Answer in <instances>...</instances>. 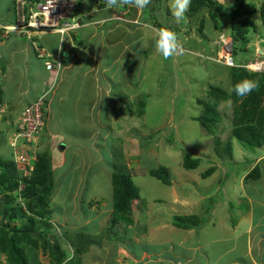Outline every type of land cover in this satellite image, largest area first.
Here are the masks:
<instances>
[{
  "label": "crops",
  "instance_id": "1",
  "mask_svg": "<svg viewBox=\"0 0 264 264\" xmlns=\"http://www.w3.org/2000/svg\"><path fill=\"white\" fill-rule=\"evenodd\" d=\"M13 1L0 0V23L13 21ZM79 1L88 3V7L79 5L76 12V17L81 23L79 29L69 32L63 37L58 34H50L34 39L38 46L46 47L49 52L60 51L61 69L56 80L55 92L44 107L45 126L46 120L51 116L52 107H55L51 105L53 97L56 99L57 107H61L64 97L72 95L73 102H81L88 112L96 109L98 112L103 111L108 114L113 109L109 105V101L106 107L99 106L101 101H106L110 96L109 89L104 85L121 84L119 73L115 75L113 72L110 76V70L116 66H118V70H122L120 66L124 65L125 44L132 40L129 44L135 50L139 47V40L143 38L142 36L138 37L135 30H145V28L136 27V24L129 22L126 17L127 13L136 12L137 8L127 5L108 8L105 0ZM159 1L154 0L155 3H159ZM91 2L94 5L92 8L90 7ZM212 2L217 6L225 7L224 0H212ZM166 3L169 5V0H166ZM246 3L254 9L251 20L256 26L254 32L256 35L253 36H257L259 32L264 35V0H247ZM187 13L185 15L190 17ZM137 16L134 19H137ZM130 20H133L132 17ZM143 22L147 23V21ZM156 26L159 30L172 27V25L166 26L158 23ZM130 29L132 31H129ZM252 42L251 39L246 46L248 56H252L251 52L255 51L254 46H256V50L261 49V46L264 49L263 41V44L254 45ZM190 43L191 41L181 44L186 46ZM260 51L263 52V50ZM33 57L37 59L35 65L39 70H43L46 76L50 77V71L44 68L43 60L38 56L34 44L15 35H11L5 42H0V90L2 92L0 108L4 109V113L0 115V143L3 140L8 149L7 137L13 130L16 119L23 108L40 95L44 87L43 74L37 90L30 95L29 88L33 73L29 67ZM238 57L241 63L248 58L246 55ZM262 57H264V52ZM15 64L18 65L17 68L14 67ZM80 71H83L86 76L87 73L93 75L95 79L77 80L72 78L76 77ZM15 79L16 82H14ZM103 81L108 84L104 83L103 85ZM90 83L92 85L89 86ZM11 87L16 88L15 92L18 96L16 100V95L12 98L5 97ZM87 91L94 97L91 104L86 98ZM119 100L113 101L115 102L114 107L118 106L119 108L124 102ZM64 111L65 109H62L59 114ZM85 125L81 127L86 128ZM44 131L38 145L39 152H41L40 148L44 142H42ZM80 131L82 129H79ZM86 132L89 135H83V137L93 143L91 138L95 131ZM51 136L56 137L57 134ZM235 141L237 143L231 145V157L218 155L213 167L208 169H212L211 174L216 171V175L212 174L215 186L212 193L204 194L205 186L199 194L193 195L184 191V188L181 189L178 184L167 185L166 199L160 198L150 203V212L146 215L152 216V222L149 228L142 232H139L140 219L138 226L134 225L135 221L132 217V224L126 226L123 224L110 231L113 212L112 199L107 204L103 199L104 196L99 197L95 193L86 195L83 189L75 186L80 185L83 181L80 180V177L76 181H70V178L73 179V175H68L67 178L72 188L68 182L65 188L66 183L63 185L61 180L63 173L60 174L58 170L61 167L64 169L65 166H70L69 161L72 154L68 157L67 152L76 150V156L84 160L88 150H77L64 143L65 145L62 144L59 148V157L62 158V162L54 165L51 161L54 177V188L50 197L52 220L60 227L62 234L67 233L72 237L75 233L83 232L92 236L94 242L87 251L81 254L80 264H264V144L236 153L237 146L241 144L237 140ZM46 144L47 148L53 146L49 139ZM122 158L124 159V156ZM103 160V157L98 160L88 159L81 165H96ZM219 162H223V164L221 163L220 166ZM228 165H231L232 168L230 169ZM127 169L131 171L132 168L127 167ZM223 169L225 171L221 172ZM227 170L229 171L227 172ZM82 174L85 175V171H82ZM135 174L137 173L134 172ZM111 175L112 172L109 173V184L112 190ZM210 175H208V180L211 179ZM171 178L174 181L173 176ZM56 179L58 180L57 187H55ZM203 179L207 178L202 177L201 184ZM217 188L224 193L217 197L213 204H210L211 196L214 195ZM224 197H227L226 201H223ZM232 202H234V207L231 206ZM137 203L142 204L141 201ZM235 203H238L239 206H235ZM91 206H95L97 209L91 208ZM177 217L188 219L186 228L178 227L174 223V218ZM126 228H136V231L125 236ZM164 233L167 235L161 236ZM71 252L74 254V249ZM38 260L44 264L39 256Z\"/></svg>",
  "mask_w": 264,
  "mask_h": 264
},
{
  "label": "rangeland",
  "instance_id": "2",
  "mask_svg": "<svg viewBox=\"0 0 264 264\" xmlns=\"http://www.w3.org/2000/svg\"><path fill=\"white\" fill-rule=\"evenodd\" d=\"M79 3L88 7V3L81 1ZM165 3L166 0H160L159 3L151 0V3L144 9H137L136 12L131 11V13H127V16L124 14L129 22L136 24L135 26L138 28H145V30H135L138 37H143L139 40L137 49L133 50V47H131L132 40L131 42L129 41L130 44H125L124 65L120 66L122 70H118V66L110 70V76L113 72L115 75L119 73L121 84L105 86L104 83L106 82L103 81L104 87L109 89L110 96L106 101L103 98L104 101H101L99 106L106 107L109 101V105L113 109L108 114L103 113V111L98 112L96 109L88 112V110L84 109L85 106L81 102H73L72 95L64 97L61 107H57L56 99L53 97L51 105L55 107H52L51 116L46 120L42 137V142H44L42 143V148H40L41 152L47 151L49 153L54 165L62 162V158L59 157V148L62 144L65 145L64 143L77 150H88L85 153L86 158L84 160L76 156V150L68 151L66 154L68 157L72 154V158L69 161L70 166H65L64 169L61 167L58 172L60 174L63 173L61 180L63 185L66 183L65 188L67 187V182L70 184L67 178L68 175H73V179L71 180L70 178V181H76L80 177V180L83 181L80 185L75 186L83 189L86 195L95 193L99 197L104 196L105 198L103 199L107 204L112 199L109 173H113L114 170H122V173H124V166L132 168L128 172L138 188L142 204L135 203L132 205L131 217L135 221L134 225H138L140 219L139 232L148 229L152 222V216L146 215L150 212V203L160 198L165 200L168 192L167 185L162 184L148 174L150 170L158 167L167 168L169 181L171 180L168 185L172 183L178 184L181 189L184 188V191L186 190L193 195L199 194L204 186L206 188L203 191L204 194L214 191L215 186L213 185L212 174L216 175V171L212 174L210 173L211 175L208 174L210 175V180H208L209 176L206 175L207 179H203L204 181L201 184L202 174L213 167V163L217 161V155L222 152H215V141L213 142L212 138L191 118L201 108V106L198 108L195 106V100H207L210 97L208 92L211 87H218L230 92L231 83L227 68L234 66L235 61L239 58L238 56L234 58L230 56L225 59L226 54H229L231 44L227 42L224 52H222L223 45L220 43V38L227 40L229 38L227 36L228 30L216 27L217 25L212 19L210 10L206 8L193 16H186V22L183 20L177 22L171 14L169 5L166 3L167 5L165 6ZM233 3L234 1L232 0H224L223 5L227 8ZM91 4L90 7L92 8L94 5L92 2ZM136 16L138 18L134 19ZM131 17L133 20H130ZM217 18L220 20V17ZM143 21H147V23ZM157 23L165 24L166 26L172 25L167 30L176 33L178 41L181 40L179 42L180 48L167 59L158 54L155 48L156 34L159 30L156 26ZM259 26L261 27V24ZM129 31H132V29ZM189 41L191 43L188 45L191 46L181 44H187ZM252 41V45L261 44L262 41L264 43L263 33L259 32L257 36H253ZM254 47L255 51L251 52L252 56L254 58H262L263 46L257 50L256 46ZM260 50H263V52ZM247 54L249 53L246 51L244 55L249 58ZM34 57L32 64H30V67L28 66L33 73L29 88L30 95L37 90L43 74V80L46 81L48 78L46 73L41 69L39 70L35 65L37 64L35 62L37 59ZM14 67L17 68L18 65L15 64ZM178 71L182 73L181 77L178 76L180 75ZM78 73L76 77L72 78L77 80L95 79L91 74L87 73V76L84 75L83 71ZM16 81L15 79L14 82ZM15 91L16 88L11 87L5 97H14L16 95ZM17 97L16 95L15 100ZM86 98L89 99L90 104L94 100V97L88 91L86 92ZM118 99L121 102L124 101L119 108L118 106L114 107V103ZM138 100L143 101V108L139 105ZM62 109H65V111L59 114ZM140 110L143 111L142 115L138 114ZM230 110L229 101L219 106V111L223 116V124L221 123L220 131L216 138L226 142L230 140L232 145H234L237 142L234 138L230 139ZM1 114L3 112L0 109ZM83 125L86 128L81 127ZM79 129H82V131L79 132ZM86 131H95L93 138H91L93 143L83 137V135H89ZM52 134H57V136L52 137ZM48 139L50 144L53 143L52 147H48L49 149L46 144ZM244 149L246 147L241 144L237 146L235 152H243ZM35 151H39L38 146ZM0 156L9 157V149L3 140L0 143ZM123 156L124 159L122 158ZM100 157H103L104 160L96 165H81L82 162H86L88 159L98 160ZM185 157L198 159L197 167L188 171L184 170L183 162ZM219 163L218 165L220 166L221 163L223 164V162ZM228 166L230 169L232 168L231 165ZM82 171H85V175L82 174ZM224 171L225 169L221 172ZM134 172L137 174L134 175ZM181 174L183 176H180ZM84 176L85 178L83 179ZM172 176L174 181H172ZM57 186L58 180L55 183V187ZM70 188H72L71 184ZM223 193L222 190L217 188L209 203L213 204L217 197L223 195ZM226 200L227 197H224L223 201ZM14 204H20L21 208H23L22 200H17ZM231 206L234 207V202L231 203ZM235 206H239V204L235 203ZM91 208L97 209L95 206H91ZM52 222L54 223L55 232L57 231V236L66 244L64 238L58 234L62 233L60 227L54 220ZM135 231L136 228H126L124 233L126 236L127 234H133ZM166 235V233L161 234V236ZM67 251L70 255L72 248ZM38 256L44 263L48 262L47 253L38 252Z\"/></svg>",
  "mask_w": 264,
  "mask_h": 264
},
{
  "label": "trees",
  "instance_id": "3",
  "mask_svg": "<svg viewBox=\"0 0 264 264\" xmlns=\"http://www.w3.org/2000/svg\"><path fill=\"white\" fill-rule=\"evenodd\" d=\"M246 1L235 0L226 8L217 6L211 0H191L188 14L193 16L206 8L210 10L216 27L228 30V36L232 41L231 57L234 58L245 54L246 46L255 34L256 26L251 20L254 9ZM217 17H220V20ZM253 59L249 56L242 63L236 60L234 66L227 68L231 83L230 92L211 87L208 92L210 97L207 100H195V106L197 108L201 106V108L191 120L198 123L212 141H215V152L223 153H219L220 157L226 155L231 157L230 140L226 142L216 138L223 121L219 106L227 101L230 102L231 109L230 139H236L246 148L260 147L264 144V71L252 73L242 67ZM179 73L178 76L181 77L182 73ZM244 80L254 81L256 87L243 96L237 95L234 86ZM138 102L143 108V101L138 100ZM42 112L44 121L42 130H44V108ZM138 114L142 115L143 111L140 110ZM197 165L198 159L185 157L184 169L192 170ZM124 168V173L122 170H114L111 175L113 212L110 231L123 224L124 226L132 224V205L141 201L137 186L132 181L128 169L125 166ZM211 171L212 169L207 170L202 176L205 177ZM148 174L164 185L170 182L169 172L165 167L154 168ZM19 185L23 188L17 194L15 192ZM53 188L51 157L47 151L36 153V160L30 174L26 169L19 168L11 156L9 158L0 156V264H43L38 260V252L47 253L48 262L44 264H64L70 255L72 258L68 260V264H80L81 254L90 248L94 240L92 236L83 232L75 233L72 237L67 233H58L65 239V244L57 236V231L55 232L51 222L50 197ZM17 200L23 201V208L20 204H14ZM187 220V218L177 217L174 218V223L178 227L186 228ZM70 248L74 249V254L71 252L69 255L67 250Z\"/></svg>",
  "mask_w": 264,
  "mask_h": 264
},
{
  "label": "built area",
  "instance_id": "4",
  "mask_svg": "<svg viewBox=\"0 0 264 264\" xmlns=\"http://www.w3.org/2000/svg\"><path fill=\"white\" fill-rule=\"evenodd\" d=\"M79 0H14L13 21L0 23V42H5L11 35L25 38L34 44L38 56L43 60V66L50 71V77L45 81L41 94L23 108L16 119L13 130L7 137V145L12 153L14 163L30 174L36 160L37 145L40 140L44 121L42 108L46 105L50 94L56 86V79L61 69L60 51L49 52L46 47L38 46L34 39L43 35L58 34L63 37L81 27L76 17ZM222 52L229 40L221 39ZM231 44V42H230ZM232 53V44L229 54ZM230 59V58H229ZM250 72L264 71V58H255L242 66ZM4 110L1 109V112ZM23 186L16 191L19 194Z\"/></svg>",
  "mask_w": 264,
  "mask_h": 264
},
{
  "label": "clouds",
  "instance_id": "5",
  "mask_svg": "<svg viewBox=\"0 0 264 264\" xmlns=\"http://www.w3.org/2000/svg\"><path fill=\"white\" fill-rule=\"evenodd\" d=\"M150 3H151V0H105V4L108 8L117 7V6L122 7V6L127 5V6L135 7L137 9H144ZM190 4H191V0H170L169 8H170L172 16L174 17V19L177 22H180L182 20L186 22V15L185 14L189 9ZM221 39L222 38H220V40ZM227 40H229L232 44L230 37ZM155 48H156L157 53L162 55L165 59L171 57L180 48V43L178 41V37H177L176 33L172 32L170 30H167V29L158 30L157 34H156ZM262 58H264V57H262ZM253 60H251V61H253ZM252 73H255V72H252ZM258 73H261V72H258ZM255 87H256V83L254 81L244 80V81L237 83L234 86V91L236 92L237 95L243 96L247 93H250ZM54 90H55V88H54ZM51 94H50V96H51ZM50 96H49V98H50ZM49 98H48V100H49ZM0 109H3V108H0ZM3 113H4V111H3ZM42 133H43V130H42ZM42 133H41V135H42ZM39 142H40V140H39ZM38 145H39V143H38ZM71 258L72 257L69 256L65 260L64 264H68V260Z\"/></svg>",
  "mask_w": 264,
  "mask_h": 264
}]
</instances>
